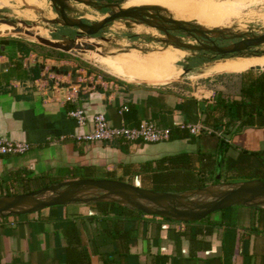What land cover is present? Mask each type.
<instances>
[{
    "label": "crops",
    "instance_id": "0c3cea01",
    "mask_svg": "<svg viewBox=\"0 0 264 264\" xmlns=\"http://www.w3.org/2000/svg\"><path fill=\"white\" fill-rule=\"evenodd\" d=\"M204 63L207 62L202 61L201 65ZM62 65L76 63L56 55L52 48L19 37H0V137L30 145L23 153L0 155V197L6 192L21 193L26 178L30 179L32 189L36 184L34 177L42 173L58 178V182L70 180L72 169L76 172L83 169L78 174L86 170L93 175L87 178L93 179L112 173L136 186L140 183L138 175H123L127 165L137 168L138 164L154 163L161 157L179 153L190 155L193 171L209 161L206 156L199 162V155L211 156V172L221 177L218 184L229 186L227 177L264 170V127L258 126L224 135L227 140L206 133L153 143L78 140L77 135L92 129L91 118L96 113H103L114 126L133 127L150 120L159 126L171 127L175 133L179 131V123L202 122L204 107L213 103L215 92L222 87L201 86L195 91H185L178 83L150 85L119 76L104 77L76 65V71L91 86L87 85L71 99L66 92L68 86L62 93L57 84L69 82L70 73L55 74L51 70ZM263 69L261 66L260 70ZM260 70L226 72L232 69L218 67L211 74L224 72L236 78V91H224V94L239 99L240 85L249 82ZM191 71L181 76L193 77ZM46 73L47 78H42ZM48 89H53L51 94ZM123 105L127 110L119 112ZM76 108H81L87 116L84 125H78L68 114ZM220 140L227 144L221 152ZM89 202L71 201L61 207L53 205L0 215V264H67L65 248L68 239L76 236L89 253L91 264H100L98 253L105 249L99 246L95 253L91 239L94 237L97 244L102 242L104 224L98 210ZM19 205V210L34 206ZM143 216L154 218L161 226L156 237L155 227L150 224L146 236L130 246V252L139 256V264H264V207L261 205H237L233 210L226 207L208 214L209 221L221 222L210 226L207 234L198 235L201 242L192 247L188 238L190 227L198 224L205 227L209 223L185 224L163 221V217L155 215ZM234 218L237 226L233 228L229 223ZM171 231L182 235L176 233L174 237ZM155 255L160 256L158 263L154 262ZM114 259L113 264H125L117 255Z\"/></svg>",
    "mask_w": 264,
    "mask_h": 264
},
{
    "label": "water",
    "instance_id": "95a60500",
    "mask_svg": "<svg viewBox=\"0 0 264 264\" xmlns=\"http://www.w3.org/2000/svg\"><path fill=\"white\" fill-rule=\"evenodd\" d=\"M53 4L57 3L60 7V11L63 12L65 1H75L79 4H84L87 7L94 8L95 10L102 12L104 15L101 19L97 21H89L81 16H70L65 17L62 15L63 24L71 27H76L81 30L87 36H93L98 34L102 29L105 28L110 22H114L118 19H123L126 27L128 22H136L140 24H145L148 27H153L160 30L162 35L160 37H155L158 41L162 42L166 46L171 44L177 48L189 50L192 52L189 57H198L196 52H215L219 55H230L237 53L242 57L259 56L264 54V32L253 33V32H230L229 28H205L200 25L195 20H183L173 18L169 13L165 11H160L158 8H154L152 11L149 7H126L122 8V2H99L97 0H51ZM68 10L73 9L72 7H67ZM7 7L0 8V13H9ZM165 14H162V13ZM0 22H5L12 26H17V24H23L31 27L30 24L26 23L24 20H11L7 15L0 17ZM46 22L54 23L52 19H46ZM52 32V31H51ZM183 35L188 38H192L194 42L183 41ZM50 41H43L40 39L31 38L22 34H18L17 37L28 40L33 43H37L64 53H70L74 56L86 58L90 62L95 63L86 57L85 53L88 50H97L100 54H110L100 51L101 45L97 41L82 39V36L71 35L60 33L50 35ZM158 36V35H157ZM5 37V36H0ZM131 38H138L137 34L129 35ZM103 38V37H102ZM233 40L232 42H228ZM223 42L219 44L218 42ZM226 42V43H225ZM165 46V47H166ZM129 49H137L141 53L154 50H145L143 47L137 44L125 45L117 53L126 52ZM113 53V54H117ZM201 55V54H200ZM224 59V58H223ZM78 66L62 65L59 67H52L51 70L55 74L66 75L70 73L69 82L56 81L60 87V91L63 93L64 87L69 85L77 84V79L81 77V73L76 71ZM248 69H261L260 66L249 67ZM246 69V70H248ZM186 72V70L184 69ZM109 73V72H108ZM227 73H219L215 75H221ZM213 76V75H212ZM42 78H47V73L42 76ZM119 78V77H118ZM55 83V82H54ZM91 86L88 81L82 82ZM169 84V83H168ZM48 88V86H47ZM53 89H48V93L51 94ZM254 182L252 185L245 187L244 184ZM209 185H225L220 184H209ZM208 186V185H207ZM207 186L201 188H194L189 190H184L179 193L172 192H161L152 191L150 189L141 188L130 184L128 182H123L115 179H93V178H83V179H70L54 183L45 187H41L31 192L18 193L15 195L7 196L3 195L0 197V215L4 214H17L35 211L40 208L66 204L71 201H115L119 204H126L136 209L141 210L144 214H156L165 218H172L176 221H194L199 220L208 214L223 209L232 205H261V203H251L248 201H231L229 200L233 197H237L241 194H249L252 197L259 196L264 193V180L261 179H249L241 181L235 184L229 185L230 188L223 193L221 196H213L206 203L201 205H194L193 207L187 206L186 204H177L176 198L185 195L187 192H197ZM88 187L93 194L84 197H78L72 195L71 197L64 198L61 193L66 189H78ZM128 188L131 190L137 200H141V204L132 203L130 201L121 202L118 199L106 198L112 193H115L117 188ZM47 192L53 193L52 197L45 196ZM40 196V199L34 206L25 209H15L14 207L21 203L27 198H36ZM187 197V196H186ZM166 199V204L168 207L165 209L155 203L157 199ZM4 199H8L7 202L2 203ZM200 201V200H199ZM153 204V205H151ZM264 205V204H263Z\"/></svg>",
    "mask_w": 264,
    "mask_h": 264
},
{
    "label": "rangeland",
    "instance_id": "374dc122",
    "mask_svg": "<svg viewBox=\"0 0 264 264\" xmlns=\"http://www.w3.org/2000/svg\"><path fill=\"white\" fill-rule=\"evenodd\" d=\"M97 1L102 3L122 2L123 0ZM131 1L132 0H124L121 6H124L126 3L130 4ZM144 1L146 3L150 2L149 0ZM64 3L67 7L73 8L69 10L68 13L65 12L67 16H81L93 22L97 20H95L93 16H88L89 14L95 17L102 15V12L75 1H65ZM219 6H223V8H217ZM2 7H7L10 11L9 13H0V17L7 15L11 20H24L26 23L30 24L31 27L23 24H17V26L25 28L32 38L42 34L45 29L47 30V34L50 35L59 34L60 32L59 29H56V27H59V24H55V22H46V19H51V17L45 13L50 10V0H0V8ZM147 7L151 10L158 8L160 11H165L176 19L195 20L205 28H229L230 32H264V0H163L161 5H150ZM162 14L165 13L163 12ZM52 20L54 19L52 18ZM9 26L12 25L0 22V36L17 37V35L9 34L5 31ZM128 26L130 28L125 26L123 19H118L114 22H110L96 35H77L82 36L81 38L85 40L97 41L101 45V52L110 53L100 54L97 50H88L85 53L86 57L97 64L90 62L86 58L77 57L70 53H65V58L74 61L76 65L81 66L88 72L100 76H110L114 78H118L116 76H119L134 82L150 85L178 83L184 87L185 91H195L201 86L209 88L219 86L222 87L221 91H225V93L235 92L238 80L226 74H211V70L220 67L221 69H232V71L226 72H235L237 69H243L246 60L256 61L260 66L264 67V54L250 57H242L239 56V54H235L230 58L214 60L213 62L206 61L207 63L201 65V62L204 61L205 58L212 56L211 52H196V55H199L198 57L187 58L192 53L189 50L177 48L171 44L166 46L155 38L162 35L160 30L132 21L128 22ZM69 30L73 31L74 29L69 28ZM131 34H137L139 37L131 38L129 37ZM45 41H50V38L45 37ZM183 41L194 42L192 38H188L186 35H183ZM229 42L231 41L229 40ZM127 44H137L145 50L154 51L141 53V51L137 49H129L126 52L117 53ZM156 62L157 64L163 65L165 68H151ZM186 65L192 67V71H190L194 72L193 77L181 76L180 78L173 74L175 68L180 69ZM226 180L233 182L236 181L237 178L231 176L230 178H226ZM261 206L264 207L263 204H261ZM148 215L162 217L156 214ZM172 221L176 220L172 219ZM176 222L180 223L183 221ZM236 222L234 218L229 224L234 228L237 226Z\"/></svg>",
    "mask_w": 264,
    "mask_h": 264
},
{
    "label": "trees",
    "instance_id": "16d2710c",
    "mask_svg": "<svg viewBox=\"0 0 264 264\" xmlns=\"http://www.w3.org/2000/svg\"><path fill=\"white\" fill-rule=\"evenodd\" d=\"M117 1V0H107ZM60 33H63L60 31ZM75 35V33H65ZM38 36L50 38L45 29L42 34ZM55 53L66 56L64 52L54 50ZM260 70V69H256ZM105 77V76H104ZM239 99L229 98V94H224L223 91L217 90L215 92L214 101L210 105H206L203 109L202 123L210 126L214 130L222 131L223 135L231 136L232 134L240 131L244 127L258 126L264 127V69L250 79L249 82L240 85ZM191 134L185 130H179L171 133L170 138H178L190 136ZM227 144L220 140V152L226 148ZM207 156V157H206ZM209 160L205 165L199 166L197 171H193L191 167V157L187 153H179L175 155L161 157L154 161H147L138 164V167L126 166L123 175H138L140 179L139 185L141 188L150 189L152 191L172 192L179 193L184 190L201 188L209 184H218L220 175L217 176L216 172H211V156L199 155L200 161L202 158ZM229 169V168H228ZM78 169L77 172L72 169L69 175L70 179L87 178L91 173ZM234 170V169H233ZM236 170V169H235ZM236 181H227L229 185L249 179L264 180V170H258L250 173L249 175H237ZM230 178V177H227ZM102 179H115L125 182L122 177H115L112 173H105ZM61 180V179H60ZM35 186L29 188L30 179L26 178L23 181V190L21 193H27L48 186L59 181L58 178L42 173L34 177ZM33 182V181H32ZM130 183V182H129ZM16 192H6L5 195H14ZM90 205L98 210V215L101 217V222L104 224L102 230V242L97 244V241L92 237L91 242L94 252L99 246L104 247V252L98 253L101 260L100 264H113L115 256H119L121 261L125 264H139V256L137 253L130 252V246L134 245L139 238H144L147 233L148 226L153 224L156 230V237L160 230L161 224L155 222L154 218L147 219L144 213L126 204H119L115 201H90ZM57 207H61L58 205ZM237 205L229 206L231 210L235 209ZM209 216H205L199 220L184 221L185 224L189 223H204L207 222L205 227L197 225L190 227L188 231V238L190 246L197 244V236L207 234L210 226L218 225L221 221H209ZM163 221H172L170 218H162ZM174 236L176 233L182 235L181 232L171 231ZM175 237V236H174ZM65 260L67 264H91L90 255L85 246L80 243L78 236L76 238L68 239L65 248ZM96 253V252H95ZM154 262L158 263L160 256H154Z\"/></svg>",
    "mask_w": 264,
    "mask_h": 264
},
{
    "label": "built area",
    "instance_id": "2783aa9c",
    "mask_svg": "<svg viewBox=\"0 0 264 264\" xmlns=\"http://www.w3.org/2000/svg\"><path fill=\"white\" fill-rule=\"evenodd\" d=\"M86 80L79 77L77 84L69 85L67 87V95L69 98L74 99L75 94L87 87L86 84H82ZM127 110V106L123 105L119 112ZM72 116L78 125H84L87 116L81 108H76L68 113ZM91 121L93 127L90 131L77 135L78 140L96 142V141H113L120 140L125 143L130 142H161L170 139L172 128L159 126L155 122L150 120H144L137 126H125L123 124L114 126L111 125L106 119L103 113H96L92 116ZM178 130H185L192 135H198L200 133L215 134L218 137L224 138L222 131L214 130L210 126L205 125L201 121L199 122H182L177 125ZM30 145L26 141L11 140L0 137V155L7 154H19L27 151Z\"/></svg>",
    "mask_w": 264,
    "mask_h": 264
},
{
    "label": "bare ground",
    "instance_id": "6f19581e",
    "mask_svg": "<svg viewBox=\"0 0 264 264\" xmlns=\"http://www.w3.org/2000/svg\"><path fill=\"white\" fill-rule=\"evenodd\" d=\"M150 2L146 3L144 0H132L130 2V4H125L124 6H121L122 8H126V7H137V6H143V7H147L150 5L156 6V5H161L163 0L160 1H156V0H149ZM69 2V1H68ZM51 3V7L50 10L48 12H45L49 17H51V19L53 18L55 21V24H59V27H71V26H67L65 24H63V20H62V15L65 17H70L71 15H66V13L69 12L68 8L65 7L63 12L60 11V7L57 3L53 4L52 1L50 0ZM134 5V6H133ZM151 10V9H150ZM152 11V10H151ZM66 12V13H65ZM88 16H93L95 18V20H99L101 19L104 15L102 14L99 17H95L94 15L89 14ZM76 28V27H73ZM77 31L75 32V35H83L84 33L79 30L78 28H76ZM6 32H8L9 34H14V35H18V34H22V35H27L28 31H26L25 28H23L22 26H9L7 27V29L5 30ZM30 37V36H29ZM32 38V37H31ZM35 39H40L45 41V37H41V36H37L35 37ZM231 41V40H230ZM232 42V41H231ZM211 52V51H210ZM212 56H210L209 58H205L204 61L209 62V61H214V60H220V59H225V58H230L233 57L235 54H230V55H219L218 53L215 52H211ZM254 66H260L258 62L256 61H250V60H246L244 62V66L243 69H248L249 67H254ZM163 68L164 66L161 64H157V62L152 65L151 68ZM261 67V66H260ZM165 68V67H164ZM188 73V71H184V70H175L173 71V74L177 77H181L186 75ZM254 182H250L248 184H244L245 187H248L250 185H252ZM230 188V186L228 185H214V186H208L200 191L197 192H187L185 193V195L183 194V196H179L176 198V203L177 204H186L187 206L193 207L194 205H201L203 203H206L208 200L211 199V197L213 196H221L223 193H225L228 189ZM115 191V193H112L109 197L106 198H113V199H118L121 202H126V201H130L132 203H136V204H141L142 201L141 200H137L135 194L129 190L128 188L122 187V188H117ZM94 191H91L88 187L85 188H78V189H66L61 193V196L64 198H68L71 197L72 195L74 196H78V197H84V196H89L91 194H93ZM53 193L51 192H47L45 194V196L50 197ZM187 196V197H186ZM52 197V196H51ZM195 197V198H193ZM40 199V196H37L36 198H27L24 199L21 203H24L25 205L29 206V205H35L37 203V201ZM200 200V201H199ZM8 199H5L2 201V203L7 202ZM231 201H248L251 203H261L264 204V193H262L259 196H255L252 197L249 194H241L237 197H233L229 200V202ZM155 203L161 207H164L165 209H167L166 207H168V205L166 204V199L164 198H160L157 199L155 201ZM1 205V203H0ZM153 205V204H151ZM15 209H19L21 208V206L18 204L14 207Z\"/></svg>",
    "mask_w": 264,
    "mask_h": 264
},
{
    "label": "flooded vegetation",
    "instance_id": "af4514ba",
    "mask_svg": "<svg viewBox=\"0 0 264 264\" xmlns=\"http://www.w3.org/2000/svg\"><path fill=\"white\" fill-rule=\"evenodd\" d=\"M69 28H72L74 29L73 31H70ZM56 29H59V31L63 32V33H75L77 31L76 28H73V27H56ZM232 41V40H231ZM218 42V41H217ZM229 41H227L228 43ZM219 44H222L223 42H218ZM226 43V42H225ZM186 70V71H190L192 69V67L190 65H186L183 67L182 70Z\"/></svg>",
    "mask_w": 264,
    "mask_h": 264
}]
</instances>
